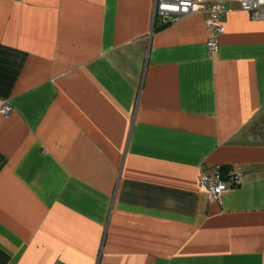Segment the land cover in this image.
I'll return each mask as SVG.
<instances>
[{"label":"crops","instance_id":"obj_1","mask_svg":"<svg viewBox=\"0 0 264 264\" xmlns=\"http://www.w3.org/2000/svg\"><path fill=\"white\" fill-rule=\"evenodd\" d=\"M153 3L0 0V264H264V21Z\"/></svg>","mask_w":264,"mask_h":264},{"label":"built area","instance_id":"obj_2","mask_svg":"<svg viewBox=\"0 0 264 264\" xmlns=\"http://www.w3.org/2000/svg\"><path fill=\"white\" fill-rule=\"evenodd\" d=\"M235 1L240 10L247 13L251 20L264 21V0H154L152 23L155 19L164 25L176 22L183 17L204 14V25L207 32L206 48L209 57L216 55L219 38L224 33L222 19L228 11V3ZM10 107L6 103L0 105V115L7 116ZM242 180L241 170L233 171L224 178L219 170L212 176L200 171L198 182L208 199L220 204L222 196L237 187Z\"/></svg>","mask_w":264,"mask_h":264},{"label":"rangeland","instance_id":"obj_3","mask_svg":"<svg viewBox=\"0 0 264 264\" xmlns=\"http://www.w3.org/2000/svg\"><path fill=\"white\" fill-rule=\"evenodd\" d=\"M157 21H159V19H157Z\"/></svg>","mask_w":264,"mask_h":264}]
</instances>
